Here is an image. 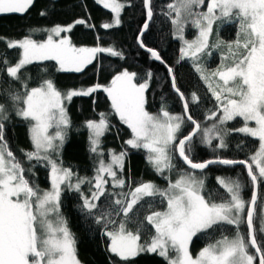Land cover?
Wrapping results in <instances>:
<instances>
[{"label": "snow or ice", "instance_id": "snow-or-ice-1", "mask_svg": "<svg viewBox=\"0 0 264 264\" xmlns=\"http://www.w3.org/2000/svg\"><path fill=\"white\" fill-rule=\"evenodd\" d=\"M35 0H0V14H26ZM113 13L110 22L101 27L111 29L121 24L120 15L128 6L120 0H97ZM206 9L201 10L205 5ZM144 23L141 36L149 28L154 16L153 0H142ZM161 14L170 20L173 36L181 41L177 60H190L200 79L208 85L215 98V111L205 115V120L215 122L208 127L190 114V105H198L200 97L193 91L186 96L177 85L175 69L167 65L160 52L147 48L137 36L140 48L146 49L150 58L159 61L167 70L172 90L183 102V112L174 114L162 103L157 113L146 110L145 92L154 73L148 70L143 77L124 69L114 75L108 86L99 83L87 89L61 91L52 79H41L37 86H29L22 75L25 67L35 61H55L58 71L81 72L92 63L97 53L123 58L114 47H76L61 33L72 29L55 25L48 29V38L37 42L30 36L19 40L0 38L8 50H18L12 63L5 53L0 56V79L8 86L0 88V264H82L78 258L77 240L68 227L62 211V193L67 190L78 194L76 210L83 214L82 226L87 235L91 224L104 226L103 235L109 238L107 250L127 261L141 252L158 253L167 264H264V0H169ZM40 15H46L41 10ZM238 24L236 39L211 42L217 22L233 21ZM76 24H85L77 19ZM196 30L193 39L185 38V25ZM93 27L92 25H87ZM210 49L221 52V63L208 71L201 60L212 55ZM140 79L141 82L137 83ZM103 89L111 102L112 113L130 129L131 136L124 144L132 149L146 151V160L156 174L164 176L165 170L179 168L178 177H169L166 188L152 181H141L131 186L122 173L127 151L117 153L108 149L107 161L102 148V137L110 130L109 114L99 113L98 120H87L88 150L96 158L95 175L82 177L59 160L71 126L67 104L73 97L89 96ZM27 125L31 150L21 149L24 159L32 165L25 168L21 160L9 149L5 140L6 123L10 113ZM242 117L244 126L224 129L225 122ZM255 122V127L249 126ZM190 124L191 131L182 130ZM54 130V131H50ZM230 131L258 138L259 147L246 160H231L219 156L203 162L192 158L193 142L199 135L201 143L216 148L227 147L225 136ZM187 167H180L175 161ZM33 161L35 164H33ZM43 163L49 169L50 188L42 189L26 178L32 168ZM243 165L250 183V198L245 199V187L239 178L217 176L223 193L219 199L203 194L205 179L197 175L209 165ZM113 188H128L127 192H109ZM89 186L88 192L82 185ZM159 196L166 203L163 211H151L139 221L154 230L150 241L141 244L140 227H128L131 213L145 198ZM106 204H101L102 198ZM116 217V218H113ZM221 225L234 226L232 235L205 245L193 256L190 243L198 234L212 231ZM246 226V230H242Z\"/></svg>", "mask_w": 264, "mask_h": 264}, {"label": "trees", "instance_id": "trees-1", "mask_svg": "<svg viewBox=\"0 0 264 264\" xmlns=\"http://www.w3.org/2000/svg\"><path fill=\"white\" fill-rule=\"evenodd\" d=\"M127 3L121 15V24L111 29H104L101 25L112 20L113 13L105 9L97 0H35L34 5L26 14H0V38L7 40H19L25 36H30L37 42H43L48 37V29L55 25L67 26L73 24L70 31L62 33L63 37H68L76 47H114L123 53V58L110 56L107 52L97 53L92 63L86 65L81 72L58 71L55 61H35L27 65L22 73L29 81V86H37L41 79H52L58 89L66 91L68 89H87L99 83L108 86L114 75L128 69L137 72L141 77L151 70L154 73L153 79L149 82V88L145 92L146 110L150 113H157L162 103L174 114L182 113V106L178 96L172 91L167 70L161 63L150 58V54L142 50L137 43L139 29L142 27L145 16L143 14L142 0H120ZM169 0H153L154 16L149 22V28L141 36L147 48H153L160 52L167 65L175 69L177 85L186 95L195 91L200 97L198 105H190V114L201 123L202 127H208L215 122L205 120V115L215 111L216 101L208 90V85L200 79L190 60H182L177 63L181 47V42L173 36V26L170 20L161 14V9ZM41 10H46V15H40ZM77 19H84L85 24H76ZM92 25L93 27H88ZM215 30L210 37L211 42L217 39L229 42L236 39L238 24L235 20L230 22H217ZM192 28L185 25V34L192 35ZM224 50L212 49L210 56H205L201 64L208 71L215 70L221 63V52ZM7 54V58L15 63L18 58V50H8L6 44L0 41V56ZM141 82L140 79L137 83ZM8 85L0 79V88ZM3 102V98H0ZM68 114L71 118V126L67 133V140L61 151L59 160L64 167H69L73 172L82 177H93L95 175L96 158L88 150V130L84 126L87 120H98L99 113L109 114L113 127L102 137V148L105 152L104 159L107 161L108 149H114L117 153L127 151L125 167L120 173L135 187L137 182L152 181L159 188L167 187L169 177L173 181L178 177L179 168L172 172L165 170L164 176L155 173L146 160V151L143 149H132L124 144V141L131 136L130 129L123 125L119 118L112 113L111 102L107 93L103 89H98L89 96L73 97L67 104ZM242 117L225 122L224 129H238L244 126ZM255 123L249 122V126ZM28 125L10 113V120L5 127V140L9 149L21 160L27 169L32 167L23 157L21 149L31 150V143L27 132ZM191 130L190 124H186L182 130L183 135ZM54 131V130H50ZM226 148H216L219 143L214 139L211 146L202 144L198 135L193 142L192 158L196 162H203L217 156L231 160H246L259 147L258 138L250 137L244 133L230 131L225 136ZM180 167H185L179 160L175 161ZM33 164L35 162L33 161ZM197 175L205 179L203 194L219 199L223 189L216 181L217 176L239 178L245 185L242 195L249 199L250 183L248 182L246 169L243 165H222L212 164L206 170L197 171ZM26 178L39 185L42 189L50 188L49 169L43 163L32 168L31 173H26ZM89 186L82 185V190L87 193ZM109 192H127L124 189L113 188L111 182L106 185ZM264 191V188L261 189ZM62 211L68 219V227L77 240L78 258L82 264H167V261L158 253L141 252L136 257L127 261L121 260L107 250L109 238L103 235L104 226L91 224L87 235L82 226L81 217L83 214L76 210L78 194L65 190L61 196ZM101 204L107 203V198H102ZM166 203H162L159 196L145 198V200L134 208L128 223L130 230L140 227L141 240L144 244L151 239L154 230L144 222L143 226L139 221L151 211H163ZM116 218V217H113ZM246 230V226H242ZM235 228L231 225H221L212 231L198 234L190 243V252L196 255L205 245L219 239L221 234L232 235ZM258 264V262H257Z\"/></svg>", "mask_w": 264, "mask_h": 264}, {"label": "rangeland", "instance_id": "rangeland-1", "mask_svg": "<svg viewBox=\"0 0 264 264\" xmlns=\"http://www.w3.org/2000/svg\"><path fill=\"white\" fill-rule=\"evenodd\" d=\"M101 5H102V4H101ZM102 6H103V5H102ZM204 9H206V2H205V5H202V6H201V10H204ZM109 10H110V9H109ZM224 22H230V21H224ZM188 25H189L190 28H192V29H191V30L193 31V32H192V35H191V36H188V35L185 34V32H184V35H185V38H186V39L191 40V39H193V38L195 37V35H196V30L191 26L190 23H189ZM47 38H48V37H47ZM47 38H46V40H47ZM60 38H62V33H61V36H60V37H55V36L53 37V39H60ZM44 41H45V40H44ZM180 42H181V41H180ZM211 50H212V49H210V51H211ZM224 51H225V50H224ZM210 71H212V70H209V72H210ZM253 123H255V122H253ZM253 127H255V125H254ZM193 256H194V255H193Z\"/></svg>", "mask_w": 264, "mask_h": 264}, {"label": "water", "instance_id": "water-1", "mask_svg": "<svg viewBox=\"0 0 264 264\" xmlns=\"http://www.w3.org/2000/svg\"><path fill=\"white\" fill-rule=\"evenodd\" d=\"M149 22H150V21H149ZM145 32H146V31H145ZM145 32H144V33H145ZM144 33H143V34H144ZM143 34H142V35H143ZM138 36H141V33H139ZM141 49L144 50V51H146V49H144V48H141ZM146 52H147V51H146ZM156 62L160 63L159 61H156ZM170 83H171V82H170ZM172 91H173V90H172ZM173 92H174V91H173ZM174 93H175V92H174ZM175 94H176V93H175ZM176 95H177V94H176ZM178 98H179V97H178ZM179 100H180V99H179ZM180 102H181L182 111H183V102H182L181 100H180ZM190 131H191V130H190ZM181 162H182V161H181ZM237 165H238V164H237ZM184 166H186V165H184ZM209 166H210V165H209ZM209 166H208V167H209ZM186 167H187V166H186ZM197 171H200V170H197Z\"/></svg>", "mask_w": 264, "mask_h": 264}]
</instances>
